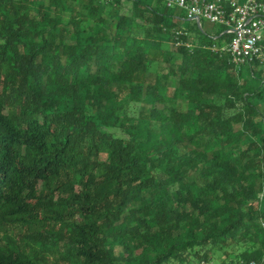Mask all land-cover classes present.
Instances as JSON below:
<instances>
[{"label":"trees","instance_id":"1","mask_svg":"<svg viewBox=\"0 0 264 264\" xmlns=\"http://www.w3.org/2000/svg\"><path fill=\"white\" fill-rule=\"evenodd\" d=\"M184 19L0 0V264L264 261V70Z\"/></svg>","mask_w":264,"mask_h":264},{"label":"built area","instance_id":"2","mask_svg":"<svg viewBox=\"0 0 264 264\" xmlns=\"http://www.w3.org/2000/svg\"><path fill=\"white\" fill-rule=\"evenodd\" d=\"M168 6L186 11L189 17L219 22L232 32V38L214 50L229 53L237 69L244 65L264 70V0H164ZM230 29H233L231 31ZM196 264H213L210 259H200ZM242 264H264L250 260Z\"/></svg>","mask_w":264,"mask_h":264},{"label":"rangeland","instance_id":"3","mask_svg":"<svg viewBox=\"0 0 264 264\" xmlns=\"http://www.w3.org/2000/svg\"><path fill=\"white\" fill-rule=\"evenodd\" d=\"M129 5V2H126V6ZM170 9L176 11L177 13H180L183 15V18H185L183 21L186 24V26H188L190 23H195L197 22L196 19H189V16H187L186 11H184L183 9H180L176 6H169ZM204 26L207 30L211 29L213 30L215 33H217L218 31L221 30V28L223 27V25L219 22H211V21H207V20H203ZM246 65H244L243 67H245ZM255 68H258L257 66H255ZM257 73L259 71V69H256ZM263 76H264V72H263ZM235 260L236 259V253L232 252L230 255H227L224 253V251H215L214 253H212V257L210 260H212L213 264H233L231 262V260ZM198 260L194 261L193 264H196ZM177 264H182V263H177ZM189 264V263H186ZM191 264V263H190Z\"/></svg>","mask_w":264,"mask_h":264},{"label":"water","instance_id":"4","mask_svg":"<svg viewBox=\"0 0 264 264\" xmlns=\"http://www.w3.org/2000/svg\"><path fill=\"white\" fill-rule=\"evenodd\" d=\"M189 19H196V21H197V23H198V25H199V27L201 28V29H204L203 28V25H202V23H201V21H200V19L198 18V17H189ZM231 31H233V29H230Z\"/></svg>","mask_w":264,"mask_h":264}]
</instances>
